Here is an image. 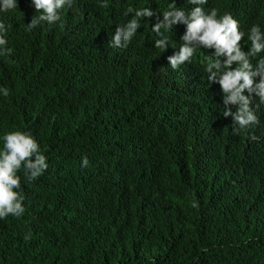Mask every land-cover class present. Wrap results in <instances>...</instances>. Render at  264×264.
<instances>
[{
  "label": "trees",
  "instance_id": "obj_1",
  "mask_svg": "<svg viewBox=\"0 0 264 264\" xmlns=\"http://www.w3.org/2000/svg\"><path fill=\"white\" fill-rule=\"evenodd\" d=\"M24 1L0 12V151L27 133L47 169L17 172L25 211L0 219V264H264V119L233 134L213 51L173 70L150 27L108 45L129 8L171 0H73L31 31ZM207 6L264 32V0Z\"/></svg>",
  "mask_w": 264,
  "mask_h": 264
},
{
  "label": "clouds",
  "instance_id": "obj_2",
  "mask_svg": "<svg viewBox=\"0 0 264 264\" xmlns=\"http://www.w3.org/2000/svg\"><path fill=\"white\" fill-rule=\"evenodd\" d=\"M26 16L31 22L26 30L35 29L42 22L51 25L60 20L59 10L71 7L73 0H28ZM193 7L179 9L171 0L167 10L159 15L158 7L133 10L126 24L118 25L109 41V47L121 48L128 44L139 31L151 28L158 39L154 47L165 52L169 66L175 70L184 63L191 64L196 50L213 51L212 61L204 71L214 88L220 110L225 118L231 117L233 134H239L264 119V32L253 25L245 29L229 13H220L215 8L206 10L207 0H189ZM150 7V6H149ZM17 8V0H0V12ZM149 20L146 26L143 20ZM167 30V34L161 30ZM0 23V32H6ZM7 41L0 35V55H11ZM257 56L256 59L254 57ZM0 94L8 96L9 89L0 88ZM255 139V137H251ZM4 147L0 151V219L7 216L20 217L25 209L20 177L17 172L23 168L28 182L40 177L47 169L46 157L40 153L39 145L27 133L12 132L4 136ZM87 157L81 158V167H87ZM196 206L195 204L193 205Z\"/></svg>",
  "mask_w": 264,
  "mask_h": 264
}]
</instances>
